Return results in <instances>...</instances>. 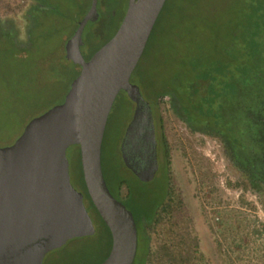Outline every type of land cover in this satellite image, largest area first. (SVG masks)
Here are the masks:
<instances>
[{"label":"rangeland","instance_id":"obj_1","mask_svg":"<svg viewBox=\"0 0 264 264\" xmlns=\"http://www.w3.org/2000/svg\"><path fill=\"white\" fill-rule=\"evenodd\" d=\"M40 1L49 9L40 15L38 26L31 30L34 36L29 47L16 49L9 39L0 38V146L14 142L32 118L61 103L80 70L78 64L66 58L64 46L91 0ZM126 1L122 4L114 0L96 1L97 17L86 23L81 34L80 51L85 59L114 34L123 18ZM245 2L166 0L129 77V82L138 87L140 96L153 106L160 90L174 85V81L185 85L190 79L188 66L192 56L214 58L229 47L234 40L229 34L241 23ZM18 3L20 0H0V10ZM132 110L129 96L120 90L108 114L101 165L107 185L138 222L143 212L149 213L161 201L167 175L166 167H160L155 178L143 184L125 169L119 148ZM161 115L174 184L181 193L206 264H264L254 251L253 235H247L244 228L243 240L238 245L233 242L237 232L230 225L235 219H245L248 230L260 229L264 223L263 206L251 192L240 188L234 173L227 171L220 145L215 140L199 133L191 134L166 110H161ZM65 155L70 184L83 194V204L95 233L67 240L48 251L41 264H98L109 252V237L87 197L78 145H69ZM121 180L124 181V198L118 196L115 186ZM137 252L138 246L134 264ZM239 254L241 257L237 258Z\"/></svg>","mask_w":264,"mask_h":264},{"label":"water","instance_id":"obj_2","mask_svg":"<svg viewBox=\"0 0 264 264\" xmlns=\"http://www.w3.org/2000/svg\"><path fill=\"white\" fill-rule=\"evenodd\" d=\"M96 1L91 0L65 45L66 58L80 70L63 101L32 118L13 143L0 147V264H41L48 251L67 240L95 233L83 194L70 184L65 150L71 144L79 147L87 195L111 237L109 252L98 264H133L135 218L107 186L101 147L117 93L123 89L133 99L141 97L129 77L165 0H129L116 32L85 59L81 34L96 17Z\"/></svg>","mask_w":264,"mask_h":264},{"label":"trees","instance_id":"obj_3","mask_svg":"<svg viewBox=\"0 0 264 264\" xmlns=\"http://www.w3.org/2000/svg\"><path fill=\"white\" fill-rule=\"evenodd\" d=\"M245 3L247 6L241 23L229 34V37L234 36L229 47L226 46L214 58L201 59L200 54L192 56L188 66L190 79L182 86L174 81V85L160 90V96L169 97L170 108L190 132H198L220 143L223 154L240 175L241 180L237 183L240 187L244 190L250 188L262 195L264 0H246ZM163 141L167 175L165 192L149 213L143 212L138 222L135 219L139 237L136 264H206L191 218L174 184L170 149L165 137ZM115 186L117 192L120 191L124 181H118ZM91 207L111 244L108 228L92 203ZM230 225L237 232L233 242L240 245L246 228V234L253 235L256 242V255L264 260V223H261L260 229L252 230L247 229L249 226L245 219H235ZM240 257L241 254L237 255V258Z\"/></svg>","mask_w":264,"mask_h":264},{"label":"flooded vegetation","instance_id":"obj_4","mask_svg":"<svg viewBox=\"0 0 264 264\" xmlns=\"http://www.w3.org/2000/svg\"><path fill=\"white\" fill-rule=\"evenodd\" d=\"M114 1L120 4L123 3V0H114ZM126 2H127L126 9H127L129 0H127ZM48 9H49L48 6L43 2H41L40 0H20V3H18L17 6L12 8H7L5 11L0 10V38L9 39L13 43L16 49L29 47L31 43V38L32 36H34L31 30L34 27L38 26V18L41 17L40 15H44L45 14L44 12L47 11ZM96 17H97V13H96ZM78 22H76L75 29L77 27ZM64 52H65V46H64ZM128 96L132 103L133 110L128 125L126 127V131L121 139V145L119 148L120 158L125 169L133 176V178L137 180L139 183L146 184L151 182L155 178L160 167L163 168L165 166L164 141H163L164 125H163V116L161 115V110H166L169 113H172L174 119L182 122L185 127L186 125L183 121L178 119L176 115L173 113V110L170 108V103H169L170 100L167 95L160 96V92H159L158 95L154 98L153 106L155 112L153 111V106H151V104L148 101L144 100L142 97H136L135 99H133L130 95ZM190 133L196 134L198 132H190ZM215 141L217 142V144L220 145V143L217 140ZM220 149L225 161V166L227 171L229 173H234L236 175L237 182H239L241 178L238 171L234 168L231 162L223 154L221 145H220ZM245 191L251 192L258 201V203L261 206H264V194L262 195L258 194L250 188H247ZM117 193L119 197L124 198L125 187L122 186L121 190L118 191Z\"/></svg>","mask_w":264,"mask_h":264}]
</instances>
